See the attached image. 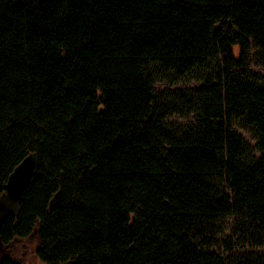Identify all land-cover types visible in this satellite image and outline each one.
I'll return each mask as SVG.
<instances>
[{
  "label": "trees",
  "instance_id": "trees-1",
  "mask_svg": "<svg viewBox=\"0 0 264 264\" xmlns=\"http://www.w3.org/2000/svg\"><path fill=\"white\" fill-rule=\"evenodd\" d=\"M253 49L264 63V0H0V196L39 158L19 217L0 224V264L18 244L41 264H264ZM211 63L213 78L177 96L198 114L177 133L147 68L183 78Z\"/></svg>",
  "mask_w": 264,
  "mask_h": 264
},
{
  "label": "rangeland",
  "instance_id": "rangeland-1",
  "mask_svg": "<svg viewBox=\"0 0 264 264\" xmlns=\"http://www.w3.org/2000/svg\"><path fill=\"white\" fill-rule=\"evenodd\" d=\"M247 68L249 70V80H253L259 85L264 86V63L261 62L257 50L253 49L250 52ZM216 69V64L211 63L209 67L197 69L188 76L179 78L164 72L157 64H152L147 68L149 74L154 78V89L157 94L159 107L163 108L162 110L169 114L167 123L171 129L175 130L177 133H183L197 126V111L194 107L186 104L185 99H180L177 96H186L187 99L190 100L195 95L197 88L207 81L209 77L213 78L215 76ZM233 131L245 141L250 154L256 157L260 156L257 151L256 132L253 126L249 125L245 119L237 118L234 123ZM226 224L227 226L225 227V233L222 239H234L236 230L241 227L240 223H236L232 219L228 220ZM22 246L21 244L17 245L19 248H22ZM30 248H32V245H30ZM215 250L219 249L216 247ZM219 251L226 256L230 255V252H228L224 246H222ZM259 251L264 253V248H260ZM28 255H30V257ZM11 256H15L13 252H11ZM34 258L32 254H27L22 257L19 262L22 264H41Z\"/></svg>",
  "mask_w": 264,
  "mask_h": 264
},
{
  "label": "water",
  "instance_id": "water-1",
  "mask_svg": "<svg viewBox=\"0 0 264 264\" xmlns=\"http://www.w3.org/2000/svg\"><path fill=\"white\" fill-rule=\"evenodd\" d=\"M38 168V154L32 152L10 174L5 191L0 196V224L10 216L19 217L23 193L33 183ZM58 201L59 195H56L50 204L52 210L57 207Z\"/></svg>",
  "mask_w": 264,
  "mask_h": 264
},
{
  "label": "flooded vegetation",
  "instance_id": "flooded-vegetation-1",
  "mask_svg": "<svg viewBox=\"0 0 264 264\" xmlns=\"http://www.w3.org/2000/svg\"><path fill=\"white\" fill-rule=\"evenodd\" d=\"M13 247L14 248H12V252H13V254L15 256H12V258L14 260V264H22L19 261H21L22 257L26 256L27 254H31L30 250L33 249V247L30 248V245L29 246L28 245H23L22 248L17 247V245L13 246ZM28 256L30 257V255H28Z\"/></svg>",
  "mask_w": 264,
  "mask_h": 264
}]
</instances>
